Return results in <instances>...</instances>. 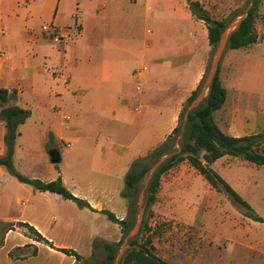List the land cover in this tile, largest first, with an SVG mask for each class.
<instances>
[{"label": "crops", "instance_id": "0c3cea01", "mask_svg": "<svg viewBox=\"0 0 264 264\" xmlns=\"http://www.w3.org/2000/svg\"><path fill=\"white\" fill-rule=\"evenodd\" d=\"M138 3L156 34H112L121 17L136 18ZM258 13L256 42L230 48L227 38L219 63L227 94L212 116L226 135L259 137L255 149L264 154V0ZM76 21L80 31L68 44L42 29L49 24L64 34ZM211 48L206 22L187 0H0V88L16 90L6 105L31 112L19 125L14 165L29 179L61 177L93 208L21 182L0 164V222L12 227L0 237V264H79L59 249H73L84 259L93 254L95 240H120L121 226L102 210L125 218L122 190L132 161L178 127ZM6 131L0 119V158L7 153ZM50 147L60 151V163L51 162ZM209 165L251 205L248 211L263 218L242 214L240 226L226 220L233 239L264 264V164L224 154ZM24 224L50 243L34 239Z\"/></svg>", "mask_w": 264, "mask_h": 264}, {"label": "rangeland", "instance_id": "374dc122", "mask_svg": "<svg viewBox=\"0 0 264 264\" xmlns=\"http://www.w3.org/2000/svg\"><path fill=\"white\" fill-rule=\"evenodd\" d=\"M252 1L201 0V3L205 8V14L212 19L222 20L226 23L228 37L238 26L237 24L243 16L240 14H244L249 9ZM137 7L136 18L128 22L125 17H121L112 28V34L120 37L136 34L137 37L143 39H150L152 35L156 34V26L140 15L144 11L142 3H138ZM106 27L108 31V25ZM215 51L216 49L213 48L210 50L206 76ZM206 76L202 82L200 93L205 87ZM206 93L208 90L201 97L199 104L204 102ZM193 103L194 101L188 104L182 117L180 116L178 125L180 129L176 134L174 146L176 151L181 150L183 142L187 138L188 115L192 111L190 106ZM172 154L173 152L160 159L165 160ZM206 155L208 152L205 149H200L197 153L182 154L180 160L160 176L158 187L154 192V199L149 206L147 204L149 196L147 185H149L156 162L153 169L141 181L137 199L138 203L141 197L144 199L145 212L142 225L136 235L137 243L134 246L136 253L156 256L168 264H256L254 252L230 235L226 220L229 218L235 226H240L244 224L242 214L247 215L250 212L227 193L221 182L218 181L217 187L214 188L196 169L194 162L203 161L206 163ZM203 192L206 193V197H203ZM126 201L128 202L127 199ZM256 206L263 211L261 203L256 202ZM137 211L138 206L134 211L135 221L138 215ZM28 231L30 236L34 239L37 238L32 230L28 229ZM2 233L3 229L0 226V237ZM122 236L121 229L120 240ZM128 247L129 244L124 246V243L119 246L118 257L114 263L127 264L126 262L121 263V261ZM84 252L90 251L84 250ZM103 253L102 248L97 249L94 255L80 260L79 264H103L100 262Z\"/></svg>", "mask_w": 264, "mask_h": 264}, {"label": "trees", "instance_id": "16d2710c", "mask_svg": "<svg viewBox=\"0 0 264 264\" xmlns=\"http://www.w3.org/2000/svg\"><path fill=\"white\" fill-rule=\"evenodd\" d=\"M193 14L206 22L208 27V38L213 49H216L221 37V32L226 29V23L222 20L212 19L205 14V8L200 1L187 0ZM259 0H253L252 4L242 18L238 26L230 33L228 37L227 46L230 48H240L247 46L257 41L256 33V20L259 16L258 13ZM206 74L199 83L196 90L188 98L181 112V117L188 104L192 103L200 93L202 82ZM16 93V90L10 91L9 89L0 88V119L4 120L6 125L5 143L7 146V153L4 157L0 158V164L6 166L8 171L15 176L18 180L24 183L33 185L36 189L41 191L56 192L67 199L75 201L80 207H87L93 209L86 199L75 196L63 183L62 178L58 177L55 180L43 181L38 178H30L19 172L13 161L14 147L16 138L20 134L19 125L22 124L31 114L30 110L24 109L14 104L6 105ZM226 87L222 84L219 76V67L214 76L213 82L209 87L207 96L204 102L200 103L197 107L192 109L188 115L189 125L187 128V138L181 147L180 151L174 149L176 143V134L179 132V127H176L172 134L161 144L155 147L144 156L134 159L126 173L124 182L125 187L122 190V196L128 200V212L125 218L120 219L113 211L102 210L108 218L121 226L123 236L119 242H109L104 239H97L94 241V251L97 249L103 250L101 261L103 264H113L118 257L119 246L123 243L125 236L132 230L135 224V210L138 206V190L141 181L153 169V165L163 156L172 153L163 163L158 166L152 173L147 185L149 196L147 198L148 206L154 199V192L158 187L160 176L170 169L174 163L180 160L181 155L187 152L197 153L200 149H205L208 155L205 156V161H195L196 169L209 181L215 188L218 181L222 183L227 193L232 198L247 209L251 210V205L246 202L231 186L227 183L215 170L210 167V163L224 154H232L243 156L246 159L257 164H264V154L256 151V146L259 144V137H232L223 133L213 120V112L221 108L226 99ZM6 105V106H5ZM250 212V211H248ZM249 217L262 221L263 218L256 216L253 213L247 214ZM3 231L6 232L12 227L5 223L0 222ZM28 229L32 230L37 235V240L50 243L48 239L40 235L32 226L24 224ZM137 243V237L134 236L128 242L129 247L123 255L122 261L127 264H168L156 256H147L144 253H136L134 246ZM60 251L66 254L74 255L79 261L83 258L77 251L73 249L62 248ZM37 249H34L33 254H36Z\"/></svg>", "mask_w": 264, "mask_h": 264}, {"label": "water", "instance_id": "95a60500", "mask_svg": "<svg viewBox=\"0 0 264 264\" xmlns=\"http://www.w3.org/2000/svg\"><path fill=\"white\" fill-rule=\"evenodd\" d=\"M240 23V21L238 22V24ZM237 24V25H238ZM221 37L218 43V46L216 48L215 54L212 58V63L210 65V69L208 71V74L206 76V82H205V87L204 89L201 91V93L196 97V99L194 100V103L190 106V109H194L195 107H197L199 105V101L201 99V97L204 95L205 91L210 87L211 83L213 82L214 76L218 70L219 67V63H220V58L223 55L224 49L226 47V41H227V31L226 29L221 32ZM48 154L50 156V160L52 163H60L62 161V157H61V153L58 150L57 147H50L48 150ZM164 159H160L156 162V164L154 165V170L160 166L163 163ZM138 215L135 221V224L132 228V230H130V232L125 236L124 238V246H126L129 242V240L131 238H133L134 236L137 235L142 222H143V218H144V212H145V205H144V199L141 197L140 202L138 203ZM116 264V263H114Z\"/></svg>", "mask_w": 264, "mask_h": 264}, {"label": "built area", "instance_id": "2783aa9c", "mask_svg": "<svg viewBox=\"0 0 264 264\" xmlns=\"http://www.w3.org/2000/svg\"><path fill=\"white\" fill-rule=\"evenodd\" d=\"M45 32H48L49 34L52 35V38L55 42L57 43H64V44H68L74 37L75 34L79 33L80 31V25L79 23L76 21V23L72 26V30L69 32H65L64 34H58L55 29L53 28L52 25L46 24L43 25V28ZM136 90L138 92L141 91V85L138 84L136 86Z\"/></svg>", "mask_w": 264, "mask_h": 264}]
</instances>
